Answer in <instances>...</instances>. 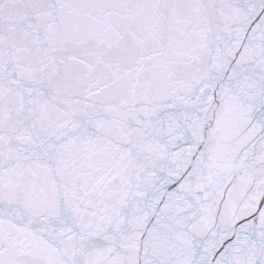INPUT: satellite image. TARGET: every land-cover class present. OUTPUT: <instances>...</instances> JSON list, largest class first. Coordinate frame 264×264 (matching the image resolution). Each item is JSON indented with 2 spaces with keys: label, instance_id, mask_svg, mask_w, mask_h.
Here are the masks:
<instances>
[{
  "label": "snow or ice",
  "instance_id": "1",
  "mask_svg": "<svg viewBox=\"0 0 264 264\" xmlns=\"http://www.w3.org/2000/svg\"><path fill=\"white\" fill-rule=\"evenodd\" d=\"M0 264H264V0H0Z\"/></svg>",
  "mask_w": 264,
  "mask_h": 264
}]
</instances>
